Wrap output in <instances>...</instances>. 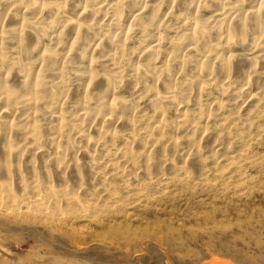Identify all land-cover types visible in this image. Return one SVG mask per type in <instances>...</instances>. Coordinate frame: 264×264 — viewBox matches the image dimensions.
<instances>
[{"label":"bare ground","instance_id":"obj_1","mask_svg":"<svg viewBox=\"0 0 264 264\" xmlns=\"http://www.w3.org/2000/svg\"><path fill=\"white\" fill-rule=\"evenodd\" d=\"M263 146L264 0H0V219L51 236L232 194Z\"/></svg>","mask_w":264,"mask_h":264},{"label":"rangeland","instance_id":"obj_2","mask_svg":"<svg viewBox=\"0 0 264 264\" xmlns=\"http://www.w3.org/2000/svg\"><path fill=\"white\" fill-rule=\"evenodd\" d=\"M251 169L235 193L189 189L145 206L148 213L133 208L129 220L53 224L51 236L1 217L0 264H264V166ZM80 227L90 232L85 241L102 243L76 246L67 233ZM117 229L123 238L109 234Z\"/></svg>","mask_w":264,"mask_h":264}]
</instances>
